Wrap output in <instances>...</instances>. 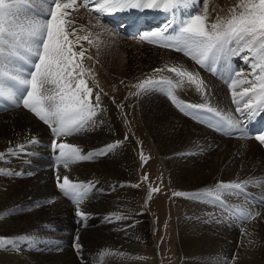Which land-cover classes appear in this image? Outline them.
I'll list each match as a JSON object with an SVG mask.
<instances>
[{"label": "bare ground", "instance_id": "bare-ground-1", "mask_svg": "<svg viewBox=\"0 0 264 264\" xmlns=\"http://www.w3.org/2000/svg\"><path fill=\"white\" fill-rule=\"evenodd\" d=\"M216 9L218 11L224 10L217 5ZM205 10H207V14L209 11H214V9H210L206 3H203L201 11L198 14H205ZM150 11L155 12L157 15L159 14V16H166L167 20H165L163 24L164 27L168 25L169 22H173L172 27L169 28L168 32L165 34L171 33L173 28H178L182 20L193 15V10L190 9L187 4L178 6L174 10V15L173 12H165L162 10L150 9ZM72 12L75 16L77 11ZM133 13L134 15L136 14V12ZM108 15L111 16L112 14ZM116 15L117 14H113L112 16L116 18ZM194 15L197 14L195 13ZM153 24L141 28L145 30ZM95 26L100 27L101 25L99 26V24L96 23ZM80 27L81 26H75L78 32H80ZM72 28L74 27H71V29ZM176 53L180 54L181 51ZM237 56L238 55H232L226 57V59H229L233 66H235L236 71L240 73V75L237 76L236 73L234 74V70L230 73V76H233V79L237 81L251 80L252 68L250 64L246 63V71L242 69V71H238L239 68L242 67L238 65L240 62ZM192 62L195 61L193 60ZM243 75L246 77L243 78ZM232 80L226 85H223L225 87H219L215 83V80L214 84L220 89L219 95L217 94L218 99L220 101H226L228 105H231L230 109L232 110H226L227 112L225 111V114H230L236 119L237 104L233 103L232 92L235 91L240 93L244 88L250 87V84H239L235 89H231L229 84ZM209 83H211V81ZM224 90H226L228 94ZM209 93H211V90ZM204 97L205 96L202 98L204 99ZM236 99L239 100V106L241 112H243V105L248 101L249 97L241 99L240 96L237 95ZM103 100L105 101L106 99L103 98ZM135 101L133 100V103ZM194 102L199 103V101ZM133 108L134 107H132V109ZM4 112H0L3 113L0 115V153L4 154V159L0 160V170H4L3 174H0V215L3 216V218L0 219V234L8 233L10 234L9 237L14 240H16V238H14L16 237V233L23 236L19 230L25 222H20L16 217L17 214L22 215V212H25V215H22L23 218H30L29 223L32 226V233L28 234L27 237L32 238L37 236L40 230L41 232L44 231L48 233V231L46 232V230L43 229L44 223L50 220L55 221L56 219L65 222V220L68 221V217L73 218V215L78 217L76 216V211L77 208H79L82 213L95 217L96 220L101 221V227H96L99 231L95 229L86 231L80 234V237L86 235L87 232L96 233L98 231L96 235L103 244H112L121 249L120 251L125 257V259L121 257L123 260V262L121 261L122 264H157L158 255L153 246L156 242V236L149 233L148 225L142 220V218L145 219L148 217V212L142 209L141 204L142 193L144 190H148V186L144 188L136 183L138 181V176H141L140 170L142 165L137 163L135 154L130 150L128 145L130 144V146H133L138 144L134 138V134H130V136L125 135V131L123 132L120 124L116 121L117 119L111 113H108L103 126L97 123L100 119L98 118V120L95 121L97 124L94 130L89 126L90 128L79 133L56 138V140L58 139L61 142L77 146L81 149L82 155L93 153L92 159L70 164L69 167L65 169L63 164L59 166L56 164L55 157L59 155V149L54 150L51 147L55 140L53 139L54 135L52 131L47 130L45 126L43 127L42 124L38 122V119L22 106L20 108H11ZM138 112L137 117H129H131L132 122L137 124L138 130L143 134V138L150 142L153 152V154H149L150 158L153 157L152 155H156L158 161H160V159L162 160V170L168 185L171 184L175 187L184 189V192L192 193L194 190L191 189L200 187V185L202 187L196 189L198 192L203 189L212 188L219 182L242 183L244 181H250V183L244 185V190L242 192L249 195H257L263 199L262 204L254 200L249 202L238 195L240 190H232V198L234 200H238V203L243 207H247L253 212H258L259 215L247 222H239L238 219L231 217L228 213L236 207V205L234 206L232 204L233 202H229V200L226 202V206L229 207L228 211L223 210L222 207L215 208L214 211L216 214L213 213L215 214L214 216L209 215V219L206 217L205 220L199 222L200 228H198L200 230L192 229L190 222L184 226L182 222L183 219L181 220L180 218L185 216L184 214H179L183 211L179 212L177 209V212H179L177 215L176 210H174L173 222L178 245L183 257V261L180 262V264H248L245 261L246 259L249 260L251 264H264V207L261 208L259 206H264V153L262 152V146L259 145L255 139L224 138L215 131L191 120L180 111L179 113L177 112V116L181 120L179 118H173L169 110L158 111L154 107L149 110V114H145V116L151 119L150 124L154 123L157 126V130L154 129L152 133L144 123L142 116L139 117V110ZM260 134H264V130L260 132ZM31 141L35 142L33 143ZM110 144H117V146L112 151H108L103 155L95 154L97 150L104 149ZM142 144L144 148H146L143 142L140 145ZM18 145L23 146V150L18 149ZM9 148H12L17 154L10 155L8 153ZM204 155L217 157L221 160V163L214 164L222 170V179H219L218 174L211 178V176L215 175L213 173V175H211V171L214 168V165L211 164L213 161L208 159V161L200 163V157ZM167 156L172 157V160H167ZM176 156H180L178 162L173 160ZM150 160H152L150 163L154 165L152 167H155L156 161L154 159ZM180 162L181 165L177 166ZM57 175L60 176L61 182L65 175L69 177L70 181L75 183L91 182L90 190L79 205L73 202L69 197H66L57 187ZM229 196L231 197V195ZM146 206L149 210V214L152 213L150 205L146 204ZM188 209L189 208H186L185 213L192 217L195 209L193 211L192 209ZM207 209L206 206V210ZM207 213L209 212L207 211ZM117 215L123 218L117 220ZM28 221L29 219L26 220V223H28ZM242 224L245 225L242 227ZM8 227H10V230H8ZM60 234L58 235L60 236ZM55 236H57L56 233L49 232L48 234L49 238ZM241 236L244 240L243 250L245 260L242 261L237 258V260H231V262L230 258L233 255V248H235L236 242ZM63 237L65 236L63 235ZM34 239H36V237ZM249 241H251V243H249ZM18 242L20 241L16 240V243ZM16 250V245L15 247L8 245L0 248V264H17L18 262H15L17 258L26 260L27 256H29V254L19 253V250ZM218 252H226L227 256L224 257L223 254L220 255ZM61 255L56 256L59 257ZM198 255L202 257H198ZM35 256L38 262H42V264L47 262L48 259H52L51 261L56 260V256ZM145 256L148 257L147 261L144 260L146 259ZM185 258H188V260L189 258H193V261L190 259L191 262H185Z\"/></svg>", "mask_w": 264, "mask_h": 264}, {"label": "snow or ice", "instance_id": "snow-or-ice-1", "mask_svg": "<svg viewBox=\"0 0 264 264\" xmlns=\"http://www.w3.org/2000/svg\"><path fill=\"white\" fill-rule=\"evenodd\" d=\"M186 0H0V109L20 108L21 106L32 113L38 120L52 129L56 137L70 136L87 130L86 126L95 125L93 117L97 115L100 96L95 94L96 103L93 104V91L88 86L86 77L91 76V70L84 65L86 49L81 41H87L90 45L93 41L88 35H78V30L69 26L75 23L68 19L72 11H79L82 7L90 13L114 14L131 9L144 11L145 9L173 12ZM43 7L47 18H42L37 13V7ZM173 22H169L163 29L145 34L141 37L149 43H158L161 47H167L175 51H181L189 56L201 67L215 72L216 66L232 55L247 53L243 58L252 68L251 80L237 81L229 84L235 89L239 84L248 83L250 87L242 92H232L233 103L237 104L236 112H241L239 100L249 97L243 105L247 112V118L264 113V0H239L229 10V14L217 16L212 22L208 21L207 10L205 14L192 15L182 20L178 28H173L169 34L168 29ZM82 31V29H80ZM74 37V38H70ZM80 50L77 51L76 48ZM91 59V57H87ZM169 73H173L178 80L161 77L159 79L148 78L134 85L137 89L134 95L142 92L158 89L165 91L172 103L185 112L192 115L196 112H208L215 119L208 124L217 131L231 135L239 126V121L230 114L218 111L208 104H184L175 97L174 90L183 83L195 85L197 91L203 93L204 83L192 72L177 66L166 67ZM155 72L164 69H154ZM240 75L239 72L236 73ZM192 112H186L185 109ZM193 118H197L193 116ZM203 122V121H201ZM242 131V130H241ZM244 138H249L245 136ZM255 139L264 145V134H257ZM35 142V141H31ZM117 144L107 145L104 149L97 150L96 155H103L112 151ZM51 147L59 149V155L55 157L56 164H63L65 169L70 164L92 159L93 153L81 154V149L70 143L53 141ZM23 150V146L18 145ZM10 155L17 152L8 149ZM4 154L0 153V160ZM142 162L147 157L141 153ZM4 170H0L3 174ZM145 175L143 180H147ZM250 181L219 182L213 188L205 189L197 193L176 192V196H185L188 199L201 200L208 203L219 202L228 211L222 196L231 190H244V185ZM138 186V185H137ZM57 187L62 193L81 203L90 190L91 182L75 183L68 176L61 178L57 175ZM158 188H150L148 199ZM229 215L242 222L254 219L258 212L243 206H236L229 211ZM76 216L85 218L86 214L77 208ZM3 216L0 215V219ZM123 217L117 215L116 219ZM19 241H31V237H17ZM16 240L0 237V248L8 245L15 247ZM251 243V241H249ZM79 252L80 245H76ZM112 255L109 250H104L100 256ZM124 255V254H120ZM102 264V261H101Z\"/></svg>", "mask_w": 264, "mask_h": 264}, {"label": "rangeland", "instance_id": "rangeland-1", "mask_svg": "<svg viewBox=\"0 0 264 264\" xmlns=\"http://www.w3.org/2000/svg\"><path fill=\"white\" fill-rule=\"evenodd\" d=\"M78 2L80 4L82 3V0H78ZM238 2L239 0H186V4L188 5V7L193 10V13H192L193 15L195 13L196 14L200 13L201 6L203 5V3H206L210 9H214V11L212 10L213 12L209 11L207 14L208 21L210 22L214 21L217 16L224 17L228 15L229 10L233 8ZM216 5L220 8H223L224 10L218 11L216 9ZM37 8L43 11L46 16L45 18H47V13L45 9L39 6ZM131 10L125 11L123 13H129V11ZM69 11L71 12V15L68 17V19L75 21L73 25L69 26V31L71 27L75 28V26H81L80 28L82 29V31L78 32L77 34L83 36V35H88L90 33L91 34L90 39L93 41L91 45L87 41L80 42L83 48L86 49L84 65L86 68L91 70V76L86 77V80H87L88 86L93 91V97H92L93 104L96 103L95 94L98 93L100 96V101H99L100 106L97 109V115L93 117V120L96 121L98 120V118H100L97 123H100L103 126L104 121L106 120V117L108 116V113H111L117 119L116 121L118 124H120L123 132L125 131V135L127 136H130V134L135 135L134 138L136 139L139 145L138 144L133 145V146H130V144L128 145L130 147V150L134 152L137 163L142 165L141 170H140L141 176H138V181L136 183L143 186L144 188L148 186V190L143 191L142 198H141L142 199L141 200L142 209L148 212V217H146L145 219L142 218V220H144L146 224L148 225L149 233H151V235L156 236V242L153 244V246H154L155 252H157V255H158L157 264H180V262L183 261V257H182V254H181V251L178 245L176 231H175L174 222H173L174 210H176L177 215L179 212L183 211L182 213H179V214L180 215L184 214L185 216V217L180 218L181 220L183 219L182 222L184 226H186V224L190 222L192 229L200 230L199 222L205 220L206 217L207 219H209V215L214 216L216 214L214 211L215 208H220L222 206L220 205L219 202H216V203L206 202L208 198H206L205 201H201V200L194 201V199L190 200L186 198L185 196L174 195V193L176 192H181V193H189V192H184L185 191L184 189L175 187L171 184L168 185L165 174L162 170L163 169L162 164H161L162 160L160 159V161H158V159H156V155L155 156L152 155L153 157L150 158L151 153L153 154L152 146L147 139L143 138V134L141 133L140 130H138L137 124L131 121L132 120L131 117L132 118L137 117V113H139L138 112L139 110L140 111L139 117L142 116L144 123L153 133L154 129L157 130V126L154 123L150 124L151 119L145 116V114L150 113L149 110L151 108L154 107L158 111L169 110L173 118H179L177 116L178 115L177 112L179 113V109L174 107V104H170L172 101L171 99H169L165 91H161L158 89H152V90L142 92L139 95H134L133 93H136L137 89L133 86L139 84L141 81L148 79V78L159 79L161 77H165V78L172 79L173 81H177L178 78L173 73H169L166 70V67H170V66L181 67L182 69L187 70L197 75L199 79L203 81L205 87L202 93L200 91H197L195 85H192L189 83L186 84L187 82H185L183 83L181 87H178L174 90L175 92L173 94L175 95L177 99H181L182 97L180 101L189 103V104H201L202 102L206 104L208 103V105L211 107H214L218 110L226 111L230 109V106L228 105L226 101H222V100L220 101L218 99V95H219L218 93L220 92V89L218 88L225 87V86L209 78V76L203 73L199 68L197 69L196 63L192 62L193 60L189 56L183 55L182 53H180L181 54L180 55L176 53V51L174 52L173 50H170L167 47L159 46L158 43H149L141 39V36L145 34H150L148 32L152 33L156 30H160L158 24L152 26L151 28L148 27L150 28L149 30L148 28L145 29V30H148V32L146 31L145 33H141L140 31L137 33H131L127 35L117 34L113 31L112 27H108L106 25V21L101 19V16L99 19H97L98 14L96 13H90L88 10L82 7L79 9V11L76 12L75 16L72 10H69ZM137 11L139 10L131 11L130 13L134 14L133 12H137ZM144 11H150V9H145ZM114 14H117V12ZM116 16L119 17L118 15ZM96 23L99 24V26L100 25L101 26L96 27L95 26ZM70 38H73V37H70ZM76 50L79 51L80 48L77 47ZM244 55H247V54L241 53L240 55L237 56V59L240 62L238 63V65L242 67V68H239L238 71L247 70L245 68V65H246L245 59H242ZM89 56L91 57V59L87 58ZM154 69H164V71L155 72ZM235 73H237L236 69H235L234 74ZM245 77L246 76L243 75V78ZM210 81L212 85L211 83H209ZM214 82L219 87H216ZM206 89L207 90L209 89V90L207 91ZM210 90L212 94L209 93ZM224 91L226 92V90ZM176 92L178 93V95L176 94ZM203 96H205L204 99L202 98ZM103 98L106 100L104 101ZM209 99H212V100H209ZM133 100L134 101L136 100L139 103L135 101L134 102L135 104H134ZM194 101H199V103H195ZM221 102H222V105H226V106H221ZM131 106L134 108L132 109ZM227 106H229V108ZM226 112H223V113H226ZM1 114L3 113H0V115ZM38 122L42 124L43 127L45 126L47 130H49L48 129L49 127L47 125H44L42 121L38 120ZM97 123L95 122L94 126L89 124L88 126H86V128H90L89 126H91L92 130H94ZM56 138L58 137L53 136V139H55L57 143H60L61 141H59L58 139L56 140ZM142 142L146 145V148H144L143 144L140 145ZM204 152H210V151H204ZM141 153H143V155L147 157L146 162L141 161L140 159ZM150 159H154L156 161L155 167H152L154 165L150 163L152 162V160ZM169 159L172 160V157L167 156V160ZM200 159L201 160L198 159L200 163L206 162L208 161V159L213 161L211 164L214 165V168L211 171V175L213 174L215 175L211 176V178L215 177L217 174L219 176V179L223 178V173H221L222 170L219 169L218 166L216 167L214 164V163H221L220 159H218L217 157L209 156V155L201 156ZM173 160L175 162H178L180 160V156L174 157ZM180 165H181V162L177 164V166H180ZM145 175H147L148 177L146 181L143 180V177ZM201 187L202 186L200 185V187L191 189V190H194L192 191V193H197L198 191L196 189H199ZM150 188H158L159 191L153 192L151 199H148V192ZM231 191L226 192L222 196V199L225 201V203L230 200L229 202H233L232 204L234 206L235 205L242 206L240 203H238L239 202L238 200H234L232 198ZM229 195H231V197ZM146 204L150 205L152 213L149 214V210ZM206 206L208 208L207 210H206ZM259 206L261 208L264 207L261 205ZM186 208H189L190 210L192 209V211L195 209L192 217L185 213ZM228 208L229 207L227 206V209ZM177 209L179 212H177ZM222 209L225 210L224 207H222ZM207 211L209 213H207ZM24 213L25 212H22V215H25ZM22 215L17 214L16 217L18 218L20 222H25L22 224V227L19 230L23 234V236L16 233V237L14 238L25 237V236H28V234L32 233L31 231L32 226L29 223L30 218L29 217L23 218ZM27 219H29L28 221L29 224L26 223ZM62 221L63 220H58V219H56L55 221L53 220L47 221L46 223H44L43 229H45L46 232L48 231V233H45L44 231L41 232L40 230L39 233L37 232L38 235L36 234L37 236H35L37 240L34 239L35 237H32L30 242L27 241L29 243H27L26 241H20L16 243L15 244L17 246L16 251L19 250L18 251L19 253H26V254H29V256H27L26 260L17 258L15 262H18L17 264H26V263L27 264L29 263L42 264V262H38V259L35 258L36 257L35 255L51 257V256L62 254L59 257L56 256L55 257L56 260L54 261H51L52 259L51 260L48 259L47 262H44V264H101V261H102V264H115V263L122 264L123 260L121 259V257L123 259H125V257L124 255H120L122 253L120 251L121 249H119L118 246L115 247L112 244H109V245L103 244L102 241L98 239V236L96 235V233H98L99 231V229L97 228L101 227L100 220H96L95 217H91L90 215H86L85 218L75 217L73 215V218L68 217V221L67 220H65V222L64 221L62 222ZM238 221L242 222L239 219ZM67 222L68 223L70 222V223L68 224ZM52 223H56V224H52ZM105 224H109V223H105ZM244 225L245 224H242V227ZM94 229L98 231L96 233L87 232L88 234L86 233V235H82L83 237L79 236L80 234L85 233L86 231H91ZM8 230H10V227H8ZM49 232L56 233L57 236L49 238L48 237ZM46 234H47V238H46ZM58 234H60L62 238ZM9 235L10 234L8 233H1L0 237L10 238ZM63 235L65 237H63ZM77 244L80 245L79 252L77 251V248H76ZM243 248H244V240L242 239V236H241L240 238H238L235 248H233V255L230 258V261L237 260V258L244 261L245 254H244ZM104 250H109L112 253V255L101 257L100 253L103 252ZM218 254L220 255L223 254L224 257L227 256L226 252H218ZM199 256L200 255H198V257ZM145 258L146 259L144 260L147 261L148 257L145 256ZM190 259L193 261V258H189V260L188 258L187 259L185 258V262H189V261L191 262ZM245 261L248 264H251L249 260L246 259Z\"/></svg>", "mask_w": 264, "mask_h": 264}]
</instances>
